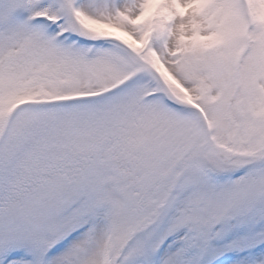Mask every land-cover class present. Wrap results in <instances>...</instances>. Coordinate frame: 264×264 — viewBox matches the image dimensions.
I'll return each mask as SVG.
<instances>
[{
  "label": "snow or ice",
  "instance_id": "snow-or-ice-1",
  "mask_svg": "<svg viewBox=\"0 0 264 264\" xmlns=\"http://www.w3.org/2000/svg\"><path fill=\"white\" fill-rule=\"evenodd\" d=\"M0 264H264V0H0Z\"/></svg>",
  "mask_w": 264,
  "mask_h": 264
}]
</instances>
